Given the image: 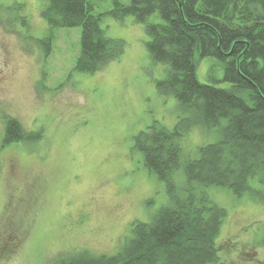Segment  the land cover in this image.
I'll return each instance as SVG.
<instances>
[{
	"label": "rangeland",
	"instance_id": "1",
	"mask_svg": "<svg viewBox=\"0 0 264 264\" xmlns=\"http://www.w3.org/2000/svg\"><path fill=\"white\" fill-rule=\"evenodd\" d=\"M15 1L19 13L13 0H0V264H53L83 250L113 254L131 222L150 221L167 201L131 137L154 122L172 128L175 101L156 91L162 69L147 58V36L131 17H103L125 54L84 74L73 70L80 28L50 30L40 15L45 0ZM112 1L94 0L96 11ZM221 76L213 59L199 61L200 81L218 84ZM4 117L26 131L42 129V139L2 147ZM216 138L192 128L181 144L195 156ZM212 194L227 210L215 264H264V204L224 189Z\"/></svg>",
	"mask_w": 264,
	"mask_h": 264
},
{
	"label": "trees",
	"instance_id": "2",
	"mask_svg": "<svg viewBox=\"0 0 264 264\" xmlns=\"http://www.w3.org/2000/svg\"><path fill=\"white\" fill-rule=\"evenodd\" d=\"M45 1L40 15L50 30L80 28L78 73L94 74L125 54V42L108 36L103 17H131L142 25L147 58L163 73L156 91L176 108L172 128L154 122L131 137V150L162 183L166 203L150 221L131 222L115 253L83 250L53 264L217 263L227 210L212 192L224 189L264 204V0H113L104 12L96 11L94 0ZM13 5L18 13L23 8L15 0ZM203 58L221 70L218 84L197 77ZM192 128L217 135L195 156L181 144ZM42 136V129L26 131L4 117L2 147Z\"/></svg>",
	"mask_w": 264,
	"mask_h": 264
}]
</instances>
